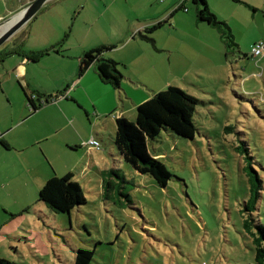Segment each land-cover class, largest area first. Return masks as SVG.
Wrapping results in <instances>:
<instances>
[{
	"label": "rangeland",
	"instance_id": "obj_1",
	"mask_svg": "<svg viewBox=\"0 0 264 264\" xmlns=\"http://www.w3.org/2000/svg\"><path fill=\"white\" fill-rule=\"evenodd\" d=\"M176 1H155L166 6L167 20L153 34L158 50L147 43L108 52L124 60L117 65L124 75L120 90L126 78H137L150 94L175 85L203 101L194 116V138L163 130L149 143L172 173L165 187L122 160L114 129L99 140L101 149L85 145L92 135H84L96 125L91 104L86 103L89 112L75 99L55 101L33 112L15 79L6 84L8 103L1 83L5 63L0 62V97L6 101L0 124L14 115L16 124L4 132L12 149L0 141L1 258L16 264H77L78 251L85 249L94 251L89 264H258L243 226L248 190L235 146L240 138L249 140L255 167L264 175V56H249L253 45L264 40V0H207L234 34L236 44L228 54L221 31L197 19L196 5ZM181 4L186 9L172 16ZM21 29L0 49L17 41ZM9 56L12 67L18 57ZM198 65L209 75L195 77L190 71L178 76L184 66ZM62 72L58 67L44 80L47 93L57 90ZM87 88L95 98L103 95ZM77 90V97L87 102L85 91ZM55 121L64 130L48 134ZM227 125L234 130L227 133ZM113 167L122 178H117L121 183L112 198L105 194L102 171ZM70 172L87 201L70 212H52L39 192L49 178ZM255 215L264 224V191Z\"/></svg>",
	"mask_w": 264,
	"mask_h": 264
},
{
	"label": "crops",
	"instance_id": "obj_2",
	"mask_svg": "<svg viewBox=\"0 0 264 264\" xmlns=\"http://www.w3.org/2000/svg\"><path fill=\"white\" fill-rule=\"evenodd\" d=\"M31 1L0 0V20L13 15ZM155 1L52 0L21 29L17 41L2 48V50L13 48L18 50L15 52L18 58L13 61L12 67L7 59L10 54L0 60V62L5 63L3 67L6 71V77L1 83L5 89L8 103L12 101L7 92L6 84H9L12 79L17 80L26 89L47 92L44 90L48 88L45 86L44 80L49 74L52 75L56 68L61 67L64 71L62 72L63 78L56 82L57 86L54 89L62 90L63 87L66 88L67 86L69 88L67 96L65 95L66 97L63 96L57 101L65 102L75 99L89 112L90 108L86 103L91 104L96 112V125L92 123L93 132L89 127L85 137L92 135L96 139H101L105 132L110 133L113 129L116 131V119L118 117L126 116L134 119L137 106L156 92L150 94L145 89L146 84L140 83L137 78H131L132 81L130 82V78L125 77L126 84L123 83L125 87L123 90L126 96H123V90L116 89L100 80L95 65L90 66L82 76H79V65L86 51L102 44L114 43L125 46L142 44V46H146L148 42L140 40L139 32L163 19L166 8V6L159 5ZM176 2V0H169V3L175 5ZM23 45H27L28 48L24 49ZM33 51H48V53L34 61L27 58L25 54ZM108 52L104 53L105 57L112 58L118 63L124 61L119 56L110 55ZM173 58L171 55L169 62L172 63ZM176 61L180 60L176 59ZM182 69L179 77L188 76L190 71L195 77H202L204 74L209 75V72L201 65L191 66V68L184 66ZM124 73L126 74V72ZM87 86L94 91L96 88L101 90L103 95L93 97ZM80 88L85 91L83 98L87 102H83L81 97H77V89ZM8 91L10 90L8 89ZM4 102H6L4 98L0 97V111L6 108ZM15 125V115L11 118L8 116L6 123L0 124V141L2 146L7 149L12 148L4 138L6 137L4 132L12 129ZM52 127L55 130L48 131V134H53L54 131L62 132L65 128L57 121Z\"/></svg>",
	"mask_w": 264,
	"mask_h": 264
},
{
	"label": "trees",
	"instance_id": "obj_3",
	"mask_svg": "<svg viewBox=\"0 0 264 264\" xmlns=\"http://www.w3.org/2000/svg\"><path fill=\"white\" fill-rule=\"evenodd\" d=\"M159 1L163 2L164 0ZM191 1L196 5L197 19L207 22L221 31V37L224 39L228 54L231 46L236 44L234 42V34L228 23L218 19L217 15L211 11L207 0ZM234 1L240 2L241 0ZM180 9L185 10L186 8L181 4L172 11L171 15L173 16ZM165 21L167 20L161 19L140 31V40L152 44L158 50L153 34L164 25ZM118 46V44L114 43L102 44L86 51L80 61L79 76H82L90 66L95 65L99 78L103 83L116 89H121L124 75L117 67L118 62L104 56L105 52L114 50ZM15 52H18L15 48L7 50H2L1 48L0 60ZM45 53H48V51H33L25 54L27 58L35 61ZM23 88L32 111L35 112L44 104L55 102L65 96L68 93L69 86L50 93L39 90L28 91L24 86ZM201 103H203L202 100L189 94L183 88L169 85L139 104L134 119L126 116L118 117L116 119L117 129L116 134L113 136V142L116 144L122 160L138 172L151 175L157 184L165 187L171 179L172 173L168 170L167 165L151 152L149 143L160 136L163 130L184 138H194L197 130L194 116ZM225 130L229 133L234 130V127L227 125ZM240 142L239 145L235 146V149L242 157V161H239L238 166L240 173H243L245 177L243 179L247 184L248 190V195L243 200L244 203L241 209L243 226L244 230L252 238L257 263L264 264V224L257 222L258 216L255 215L257 205L264 191V175L255 167L256 161L254 160L255 156L251 142L243 138H240ZM118 170V168L113 167L102 171L103 185L107 197L113 198L118 193L117 186L121 182L117 178H122ZM73 178L74 174L72 172L62 177L53 176L49 178L39 192V200L49 210L56 213L70 212L77 205L85 203L87 201L85 191ZM125 195L130 199L129 194ZM93 254V250L80 249L76 263L89 264ZM0 264L16 263L0 257Z\"/></svg>",
	"mask_w": 264,
	"mask_h": 264
},
{
	"label": "water",
	"instance_id": "obj_4",
	"mask_svg": "<svg viewBox=\"0 0 264 264\" xmlns=\"http://www.w3.org/2000/svg\"><path fill=\"white\" fill-rule=\"evenodd\" d=\"M52 0H32L22 9L0 20V47L17 31L30 22Z\"/></svg>",
	"mask_w": 264,
	"mask_h": 264
},
{
	"label": "built area",
	"instance_id": "obj_5",
	"mask_svg": "<svg viewBox=\"0 0 264 264\" xmlns=\"http://www.w3.org/2000/svg\"><path fill=\"white\" fill-rule=\"evenodd\" d=\"M185 0H183L184 2ZM251 56L254 58H260L264 56V40L257 41L251 51ZM86 146L96 147L98 149H101V143L98 139L92 137L89 140L85 142Z\"/></svg>",
	"mask_w": 264,
	"mask_h": 264
},
{
	"label": "bare ground",
	"instance_id": "obj_6",
	"mask_svg": "<svg viewBox=\"0 0 264 264\" xmlns=\"http://www.w3.org/2000/svg\"><path fill=\"white\" fill-rule=\"evenodd\" d=\"M3 28H4V27L0 28V32H1V30H2Z\"/></svg>",
	"mask_w": 264,
	"mask_h": 264
}]
</instances>
